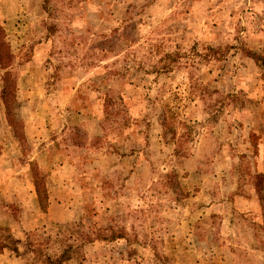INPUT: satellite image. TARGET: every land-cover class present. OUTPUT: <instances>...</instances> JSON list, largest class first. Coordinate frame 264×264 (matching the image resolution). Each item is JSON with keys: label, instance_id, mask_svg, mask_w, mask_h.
Here are the masks:
<instances>
[{"label": "rangeland", "instance_id": "rangeland-1", "mask_svg": "<svg viewBox=\"0 0 264 264\" xmlns=\"http://www.w3.org/2000/svg\"><path fill=\"white\" fill-rule=\"evenodd\" d=\"M0 56V264H264V0H0Z\"/></svg>", "mask_w": 264, "mask_h": 264}, {"label": "trees", "instance_id": "trees-1", "mask_svg": "<svg viewBox=\"0 0 264 264\" xmlns=\"http://www.w3.org/2000/svg\"><path fill=\"white\" fill-rule=\"evenodd\" d=\"M0 60L3 61L2 56H0ZM2 65L5 66L6 64H4V63L2 62ZM4 96H5V97H4V100H5L6 108H7V110H8L9 115L11 116V110H12V107L10 106L11 104H10V100H9V97H10V89L7 88V87H6V91H5V93H4ZM89 239H90V238H89ZM6 249H11V248L8 247V246H6ZM12 250L15 251V252H17V248H16V246H15V248H13ZM67 254L70 255V251H66V252H65V255H67Z\"/></svg>", "mask_w": 264, "mask_h": 264}]
</instances>
